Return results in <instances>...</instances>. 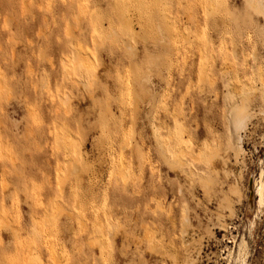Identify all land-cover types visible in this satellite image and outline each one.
Here are the masks:
<instances>
[{
    "label": "rangeland",
    "instance_id": "374dc122",
    "mask_svg": "<svg viewBox=\"0 0 264 264\" xmlns=\"http://www.w3.org/2000/svg\"><path fill=\"white\" fill-rule=\"evenodd\" d=\"M253 7L0 0V264H264ZM244 101L236 153L230 117Z\"/></svg>",
    "mask_w": 264,
    "mask_h": 264
},
{
    "label": "bare ground",
    "instance_id": "6f19581e",
    "mask_svg": "<svg viewBox=\"0 0 264 264\" xmlns=\"http://www.w3.org/2000/svg\"><path fill=\"white\" fill-rule=\"evenodd\" d=\"M249 3H251L255 8H257V10L259 9L260 12L262 11L264 13V1L263 0H248ZM253 7V8H254ZM127 45L129 48H131V45L129 44V42H127ZM96 46V45H95ZM77 53V52H76ZM80 53V52H79ZM80 55H82V53H80ZM78 53L74 54V60L75 61H80L82 62V64H87L90 63L89 59H87L84 54L82 56H80ZM85 58H84V57ZM88 57V56H87ZM91 59V58H90ZM88 65H86L87 67ZM90 67V66H89ZM244 88V87H243ZM249 90V89H248ZM245 91L243 95H245ZM242 92V91H241ZM247 94V93H246ZM245 106H246V102L244 101L242 106H235L232 111H231V117H230V121H231V141L233 144V148L236 151V153L241 152V150L243 149L241 141L243 140L240 131L243 130L246 125H247V120H248V116L245 113ZM206 146H208V144L205 143ZM205 146V147H206ZM208 148V147H206ZM207 155L210 158H214L216 156V151L215 150H208L207 149ZM162 152L163 155L165 156L167 162H169L170 164H174V163H179V164H183L184 161L181 159V157H174L173 159H170L167 155L166 152L164 150V148H162ZM205 163H208V161H206L205 159L203 160ZM175 166V165H174ZM181 166V165H180ZM80 169V165L77 161V159L75 158L73 161L71 160V162L67 165V171L68 172H76ZM193 172V170H191V173ZM193 174V173H192ZM63 180V179H62ZM252 184V183H251ZM250 201L253 200V198H255V203L256 205H258L259 207L264 206V182L260 181V182H256L254 184V186L251 187L250 189ZM254 201V200H253ZM57 204V203H56ZM252 204V203H250ZM252 206V205H251ZM57 208V207H56ZM254 208V207H253ZM63 210V209H62ZM252 210V209H251ZM254 211V210H253ZM60 212V209H59ZM58 212V213H59ZM185 221L188 222V217L185 216ZM112 234V233H111ZM99 239V238H98ZM101 240V239H100ZM97 241V240H96ZM104 243V242H103ZM102 243V244H103Z\"/></svg>",
    "mask_w": 264,
    "mask_h": 264
}]
</instances>
